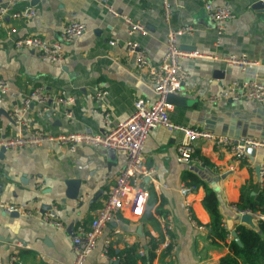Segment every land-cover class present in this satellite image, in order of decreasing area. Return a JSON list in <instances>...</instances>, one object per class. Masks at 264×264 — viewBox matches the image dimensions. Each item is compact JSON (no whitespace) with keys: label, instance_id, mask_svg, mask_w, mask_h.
Returning <instances> with one entry per match:
<instances>
[{"label":"crops","instance_id":"crops-1","mask_svg":"<svg viewBox=\"0 0 264 264\" xmlns=\"http://www.w3.org/2000/svg\"><path fill=\"white\" fill-rule=\"evenodd\" d=\"M9 1L15 2L14 11L32 6L36 16L27 20L6 17L0 28V75L9 83L8 94L0 96V110L5 113L0 114V138L15 133L9 113L38 87L49 97V110L39 115L32 105L24 117L23 135L39 131L55 135L102 133L126 120L136 99L155 98L146 70L138 69L134 58L128 57V44H137L146 52L148 63L157 65L165 53L167 34L186 26L192 32L177 38L183 52L245 56L258 63L255 71L264 81V4L260 0H209L213 5H226L235 16L226 24L218 48L213 46L215 29L198 0L171 1L167 22L160 0H0V4ZM258 3L259 8L255 6ZM108 7L143 25L147 34L129 35L123 20L110 15ZM71 20L84 23L87 32L63 45L64 60L60 64L41 59L36 51L13 46L16 38L24 36L57 39L61 28ZM183 67L188 77L176 93L180 100L169 104L173 123L264 141V104L209 101L211 95L246 75L237 67L199 57L185 59ZM99 89L107 95L98 103L95 94ZM58 99L68 101L63 106ZM105 113L109 114L107 118ZM181 138L180 133L162 128L149 131L143 157L152 172L138 183L145 196L133 205L127 203L117 219L103 228L84 264H122L123 252L132 247L145 251L144 256L136 251L137 264H218L229 253L227 245L235 239L232 232L256 224V218L242 220L234 209L242 187L255 186L264 192L257 172L264 164V149L236 161L226 151L197 141V161L183 164L176 160L175 153ZM124 161V154L103 148L81 146L70 153L53 143L0 154V261L7 264L11 253L18 250L20 264H71L70 239L75 227L89 225ZM189 173L202 185L189 187L185 179ZM66 181L78 182L76 199L68 197ZM182 186L191 190L183 192ZM206 188L217 196L222 226L228 233L224 241L210 235L209 215L202 206ZM186 204L195 225L186 215ZM4 205L29 211L32 216H12L1 209ZM51 210L62 223L61 230L40 221V215ZM152 244L156 245L154 258L147 262Z\"/></svg>","mask_w":264,"mask_h":264},{"label":"built area","instance_id":"built-area-1","mask_svg":"<svg viewBox=\"0 0 264 264\" xmlns=\"http://www.w3.org/2000/svg\"><path fill=\"white\" fill-rule=\"evenodd\" d=\"M30 3L36 0H19ZM161 13L164 21H169L171 14V1L160 0ZM177 1V0H174ZM202 3L205 13L208 15L215 29L216 39L214 47H220L223 38V31L226 24L232 21L235 16L226 5H213L209 0H198ZM264 4V0H260ZM15 2L9 1L0 4V28L4 26L6 17L14 20H27L36 16V11L32 6L21 11H14ZM107 12L119 17L125 23L128 34H140L145 36L146 29L140 23L119 15L115 9L108 7ZM12 31H7L10 35ZM87 32L84 23L71 20L67 22L59 31L58 38L45 40L35 36L18 37L14 40V48L24 51H36L38 56L52 64H60L64 60L63 45L69 44ZM192 32L190 26L182 27L170 31L165 40V53L157 65L148 63L147 54L135 43L127 46L128 57H133L138 69H145L149 83L151 84L155 98H139L133 103L131 115L123 121H118L102 133H90L87 131L71 132L61 134H51L48 132H33L27 135L21 133V129L26 126L25 114L32 105L37 107V114L47 113L49 110V97L44 93L42 87L30 91L22 100L20 106L14 107L9 113V118L15 128V133L7 138H0V150L5 152H15L22 149L40 148L45 143H53L58 147L67 149L74 153L78 147L89 146L103 148L108 151L122 153L125 156L123 167L120 169L115 180L110 186L106 199L98 208L88 226L79 224L71 236V251L73 261L71 264H84L87 256L96 248L97 240L103 228L117 219L127 203L132 205L144 198L145 193L138 187L141 179L151 176V169L144 164L143 146L149 131L162 128L167 132H178L182 135L181 140L176 144V160L179 163L188 164L197 161L195 157V143L197 141L208 142L213 147L226 151L236 161L247 158V150L257 151L264 149V141L251 138H232L215 134L211 131L200 130L195 127L181 126L173 123L169 118V104L166 97L180 91L182 84L188 77L187 71L183 67V61L192 57L220 61L226 67H237L242 74L246 75L240 81H233L226 90H219L209 97L211 103L221 100L239 102L248 101L255 104H264V81L256 74L258 63L241 55H200L198 53H185L178 44L177 38ZM115 41L111 42L114 44ZM251 71H253L251 73ZM9 92L7 79L0 75V96H5ZM107 95L105 90L99 89L95 94V101L102 102ZM67 99H58V103L65 105ZM105 118L109 116L104 114ZM258 176L261 185H264V164L258 166ZM181 191L191 190L182 186ZM1 209L7 213H16L23 216H32V213L12 205H4ZM239 216H250L257 220H264V215L251 213L248 210L234 209ZM186 215L192 224H196L192 212L186 204ZM40 221L54 229L61 230L62 223L58 219L55 211H47L40 215ZM167 243V239H166ZM109 244V239L105 241V246ZM167 246V244H165ZM137 253L145 255V251L139 247ZM106 253V251H105ZM0 264H3L0 261ZM7 264H20L18 250H14L8 258Z\"/></svg>","mask_w":264,"mask_h":264},{"label":"trees","instance_id":"trees-1","mask_svg":"<svg viewBox=\"0 0 264 264\" xmlns=\"http://www.w3.org/2000/svg\"><path fill=\"white\" fill-rule=\"evenodd\" d=\"M185 179L189 187L196 188L202 185L201 180L190 173L185 176ZM202 206L209 215L210 235L224 241L228 233L223 229L217 196L213 190L205 189ZM236 208L238 210H248L251 213L264 214V192H259L255 186L248 189L242 187ZM236 237L240 244L232 239L227 245L229 253L222 257L218 264H264V220H257L253 227H239L236 230ZM155 247V244L151 245L147 262H151L154 258L153 250ZM136 251L134 247L126 249L123 252L122 264H137L139 258ZM146 261L142 259V262Z\"/></svg>","mask_w":264,"mask_h":264},{"label":"water","instance_id":"water-1","mask_svg":"<svg viewBox=\"0 0 264 264\" xmlns=\"http://www.w3.org/2000/svg\"><path fill=\"white\" fill-rule=\"evenodd\" d=\"M255 6L259 8V7L261 6V4L258 3V4L255 5ZM178 100H180V99H178V97L176 96V94H170V95H168V96L166 97V102H167L168 104L175 103V102H177ZM0 114L5 115V113H4L2 110H0ZM4 153H5V151H4L3 149H1V150H0V154L3 155ZM247 153H248V154H252V153H255V151H253V150H247ZM257 171H258V168H257ZM66 185H67V187H68V191H67V193H68V197L71 198V199H76L77 194H78V189H77L78 182H74V181H66ZM10 215H12V216H17L16 213H12V214H10ZM250 218H251L250 216H242V220H245V219H249V220H250ZM232 236L235 238V239H234L235 242H236L237 244H240L238 238L236 237V233H235V232H232Z\"/></svg>","mask_w":264,"mask_h":264}]
</instances>
